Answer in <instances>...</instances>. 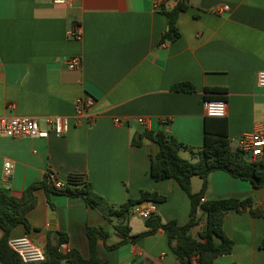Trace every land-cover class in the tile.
<instances>
[{
	"label": "crops",
	"instance_id": "obj_1",
	"mask_svg": "<svg viewBox=\"0 0 264 264\" xmlns=\"http://www.w3.org/2000/svg\"><path fill=\"white\" fill-rule=\"evenodd\" d=\"M178 1L162 0L157 8L155 0H0V115L36 117L47 129V117H69L62 135H0V190L21 197L49 174L63 182L79 176L114 208L149 191L162 200H145L143 207L163 222H189L187 192L175 180H157L151 174V157L159 144L146 133H170L188 147L180 155L195 160L191 149L197 151L204 143L207 98L227 101L232 148L241 146L246 133L264 127V87L257 84V74L264 70V0H188L178 19L181 36L163 40L169 18L162 8ZM225 5L229 9L224 11ZM76 23L82 28L79 39L68 34ZM73 56H81V67L68 66L66 60ZM180 82L195 90H174ZM85 95L96 98L92 122L76 119L77 100ZM115 116L129 117V123L117 125ZM140 116L151 119L148 129L136 120ZM141 135L142 143L135 144ZM7 161L12 163L8 176ZM202 186V178L193 177V191ZM34 193L30 227L19 224L11 236L28 234L44 248L49 238L58 242L55 231H60L68 237L64 250L77 249L89 258L87 228L100 226L109 232L97 246L107 264H181L162 227L109 248L122 240L117 224L128 222L136 234L146 229V218L131 213L127 220L109 217L81 196L45 187ZM206 197H252L253 208L264 214V186L254 189L250 181L224 170L210 173ZM203 226L201 220L192 233ZM223 227L235 244L215 264H264V215L230 210Z\"/></svg>",
	"mask_w": 264,
	"mask_h": 264
},
{
	"label": "trees",
	"instance_id": "obj_2",
	"mask_svg": "<svg viewBox=\"0 0 264 264\" xmlns=\"http://www.w3.org/2000/svg\"><path fill=\"white\" fill-rule=\"evenodd\" d=\"M188 6V0H179L172 8H162L169 18V29L163 35V40L169 38L173 40L181 36L178 19ZM173 89L194 91L195 86L189 82H180L175 84ZM216 90L220 91V89ZM204 130L203 146L197 151L191 149L195 160L186 159L180 155V150L188 149V147L170 133L165 131L157 133L147 131L146 133L149 138L159 144L158 152L151 157V174L157 180L173 179L187 192L191 200L189 222L184 225L178 224L175 220L163 222L158 214L152 213L146 218V229L134 234L128 222L122 221L116 225L122 235V240L109 248H118L124 243L154 234L158 228L162 227L168 237L171 250L181 264H215L216 258L230 254L235 244L223 227L227 212L230 210L243 212L249 209L253 215H264L262 209L253 208L252 197L243 200L233 197H206L208 177L215 170H224L234 177L248 180L254 189L262 188L264 186V151L260 157L254 158L240 147L232 148L229 122L226 117L207 116ZM141 138L142 135L140 138L135 137V144H141ZM50 176L51 174L47 175L44 180L29 185L21 197L0 190V228L3 230V235L0 238V262L25 264L11 249L8 240L15 226L23 224L27 228L30 227L28 212L37 202L34 191L39 187H45L49 192L81 196L91 206L102 210L106 216L117 215L123 220L129 218L135 204L145 200H162V197L156 193L144 191L138 199H129L118 208H114L105 197L94 190L91 182L82 180L79 176H73L65 182L63 187H58L50 180ZM195 176L203 180V186L198 192H194L192 189V179ZM199 211L202 212L201 216L198 215ZM201 220L204 222V226L197 234H193L192 229ZM55 233L58 234V242L53 243L49 238L46 260L38 264H61L63 261L70 264H107V261L101 258L97 252L98 241L106 240L109 236V232L103 227L88 226L87 228L90 246L89 258H84L77 249H62L61 245L67 242L68 237L60 231H55ZM261 247L264 249V238Z\"/></svg>",
	"mask_w": 264,
	"mask_h": 264
},
{
	"label": "built area",
	"instance_id": "obj_3",
	"mask_svg": "<svg viewBox=\"0 0 264 264\" xmlns=\"http://www.w3.org/2000/svg\"><path fill=\"white\" fill-rule=\"evenodd\" d=\"M56 4H69L73 0H53ZM162 0H155V7L161 6ZM229 5H225L223 10H228ZM69 36L73 38L82 37V28L77 23L73 29H69ZM70 68H79L82 65L81 56H73L66 60ZM1 70V68H0ZM257 84L264 87V70L257 74ZM96 103V98L92 95H85L77 100L76 103V119L88 118L89 121H94V115L91 114ZM204 108L207 116L211 117H226L228 114V104L225 99H205ZM130 118L126 116H115L113 121L115 124L124 126L129 123ZM136 120L145 128L148 129L151 124V119L147 116L137 117ZM168 119L164 123H168ZM50 129L43 128L36 117L24 115H0V135L8 137H39L47 138L50 131L56 135H62L67 131L69 117L63 115H55L46 118ZM241 149H243L251 157L257 158L264 151V127L259 128L251 133H246L241 138ZM12 163H5V175L10 174ZM50 180L58 187H63L65 182L59 181L52 174ZM131 214L139 215L143 218H148L152 213L149 208L143 207L141 203L135 204L131 209ZM9 246L14 250L25 264H38L46 260V251L28 234L21 236H10L8 240ZM62 249L66 248L65 244L61 245ZM66 262V261H65ZM70 264L69 262H66Z\"/></svg>",
	"mask_w": 264,
	"mask_h": 264
},
{
	"label": "water",
	"instance_id": "obj_4",
	"mask_svg": "<svg viewBox=\"0 0 264 264\" xmlns=\"http://www.w3.org/2000/svg\"><path fill=\"white\" fill-rule=\"evenodd\" d=\"M156 138H157V137H156ZM52 219H53L52 223H54V222H55V220H54V216H52ZM44 250H45V251L47 250V246L44 247Z\"/></svg>",
	"mask_w": 264,
	"mask_h": 264
}]
</instances>
